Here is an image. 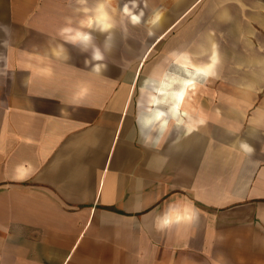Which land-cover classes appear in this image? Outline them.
<instances>
[{
    "label": "crops",
    "instance_id": "obj_1",
    "mask_svg": "<svg viewBox=\"0 0 264 264\" xmlns=\"http://www.w3.org/2000/svg\"><path fill=\"white\" fill-rule=\"evenodd\" d=\"M56 82L72 102L10 89L0 110V264H264L258 125L245 135L204 113L161 149L137 132L125 89L102 113L94 87Z\"/></svg>",
    "mask_w": 264,
    "mask_h": 264
},
{
    "label": "rangeland",
    "instance_id": "obj_2",
    "mask_svg": "<svg viewBox=\"0 0 264 264\" xmlns=\"http://www.w3.org/2000/svg\"><path fill=\"white\" fill-rule=\"evenodd\" d=\"M105 2L115 21L118 45L105 51L102 63L107 70L97 74L92 70L95 62L90 60L91 48L82 53L79 47L65 43L60 32L66 27L90 31L94 44L103 49L107 34L80 24L86 18L82 9H94L98 0H86L84 4L79 0H0V25L8 26L7 32L0 29V110L10 89L43 91L50 101L72 102L65 88L49 89L61 85L56 82L60 80L71 91L80 85L94 87L101 98L98 107H103L94 110L109 113L112 111L104 108L110 107L118 92L125 89L128 117L136 122L137 132L144 135L148 130L139 120L146 114L139 104L145 94L141 82L159 64L165 65L168 72L187 77L174 55L188 52L192 59L204 63L215 47L220 56L217 73L209 80L198 76L200 87L192 94L193 99L199 101L201 112L216 119L224 130L230 127L249 135L258 125L259 130L252 134L264 143V0H136L135 6L129 0ZM125 4L136 13L143 11L141 24L129 22L122 11ZM156 12L161 19L153 25L150 20ZM222 12L228 15L224 17ZM59 66L63 67L58 70L60 76ZM43 80L49 84L41 88ZM178 145L179 133L175 130L160 148ZM238 206L242 205H226L219 211Z\"/></svg>",
    "mask_w": 264,
    "mask_h": 264
},
{
    "label": "bare ground",
    "instance_id": "obj_3",
    "mask_svg": "<svg viewBox=\"0 0 264 264\" xmlns=\"http://www.w3.org/2000/svg\"><path fill=\"white\" fill-rule=\"evenodd\" d=\"M108 2H111V0H108ZM221 15L225 17L228 14L222 12ZM212 45H214V43H212ZM55 51L57 52V50H54V52ZM213 52L217 53L220 59L219 52L215 47L210 49V57L213 55ZM174 60L180 64V66L185 68V71L188 73L187 77L168 72L165 65L159 64L152 70V72H150L140 85L142 92L145 93L143 96L144 98L139 101L140 109L146 113L145 115L140 116V123L144 128H148L150 132L147 134L146 138L148 144L153 142L163 144L165 139L170 136L174 129H183L186 134H190L196 130H200L201 127H205L207 124V116L201 112L198 105L199 101L195 98L193 99L192 94L200 87L198 76L201 72L199 69L209 64L210 58L207 62L202 63L196 59H192L188 52H181L174 55ZM143 65L144 64H142V67ZM217 68L218 65L216 66V73ZM205 78L209 80L211 77ZM189 85H194V87H189ZM86 90L87 89L82 86V88L75 93L76 95L81 96L86 93ZM179 93H184V99L181 104V118L185 121L183 125H177L175 120L172 119L170 112L177 103L176 96ZM160 112H164L165 116L161 121H156L155 117ZM185 112L188 114L187 116H183V113ZM149 119H151L153 123L146 126V121ZM163 120L168 121V127L161 133L160 126L163 123ZM189 125L192 126L191 131L188 130Z\"/></svg>",
    "mask_w": 264,
    "mask_h": 264
},
{
    "label": "clouds",
    "instance_id": "obj_4",
    "mask_svg": "<svg viewBox=\"0 0 264 264\" xmlns=\"http://www.w3.org/2000/svg\"><path fill=\"white\" fill-rule=\"evenodd\" d=\"M81 4L86 3V0H79ZM129 3H131L133 6L136 5V0H129ZM79 11V10H78ZM82 11L86 14V18L82 19L80 21V24L82 27H87L89 29H94L98 31L101 34H107L105 35V41H104V48L102 49L99 46H96L94 41V36L92 35V32L90 31H83L80 28H72V27H66L61 29L60 35L64 39L65 43H70L73 46L79 47L82 53H87L89 48H91V61L95 62L92 64V70L96 72L97 74H100L107 70V65L102 63L105 60V51H111V46L109 45V41L112 39V30L115 28V21L113 19V16L110 14L108 10V5L105 2V0H98V3L94 9H89L87 7H84ZM92 12V15H87L89 12ZM123 14L129 18V22L133 25H139L142 23L143 18V11H140L139 13L134 12L132 9L128 7L127 4L123 7ZM161 14L159 12H156L152 19L150 20L151 24H156L160 21ZM0 28L4 29L6 32L8 30V26L6 25H0ZM61 51L63 49L61 48ZM219 63V57L218 54L213 52V55L210 57V63L199 69L201 74L205 77H212L216 75V66ZM89 64V60H85V65ZM189 87H194V85H189ZM184 99V93H179L176 96L177 103L175 106L170 110L172 119L175 120V123L177 125H183L185 123L184 119L181 118V104ZM188 114L185 112L183 113V116H187ZM165 116L164 112H160L156 115L155 120L161 121L163 117ZM153 121L151 119L146 121V126L151 125ZM202 123V121H201ZM168 127V121L163 120V123L160 126L161 133L166 130ZM188 130H192V126H188ZM150 139V137H149ZM242 147L246 151H250L251 149L246 145L243 144ZM190 212V210L185 209V215L187 217V214ZM180 213H175L174 215H170L166 213L161 219L159 223V227L165 228L170 225L173 219L179 221L181 219Z\"/></svg>",
    "mask_w": 264,
    "mask_h": 264
}]
</instances>
